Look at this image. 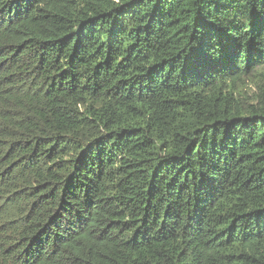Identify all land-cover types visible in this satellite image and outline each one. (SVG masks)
<instances>
[{
	"label": "trees",
	"instance_id": "trees-1",
	"mask_svg": "<svg viewBox=\"0 0 264 264\" xmlns=\"http://www.w3.org/2000/svg\"><path fill=\"white\" fill-rule=\"evenodd\" d=\"M0 264H264V0H0Z\"/></svg>",
	"mask_w": 264,
	"mask_h": 264
},
{
	"label": "rangeland",
	"instance_id": "rangeland-1",
	"mask_svg": "<svg viewBox=\"0 0 264 264\" xmlns=\"http://www.w3.org/2000/svg\"><path fill=\"white\" fill-rule=\"evenodd\" d=\"M249 90H248V93H249V95H251V93H252V91H253V87H247Z\"/></svg>",
	"mask_w": 264,
	"mask_h": 264
}]
</instances>
